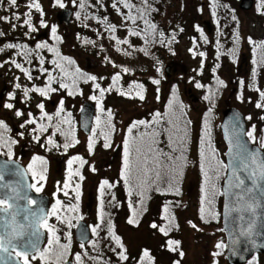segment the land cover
<instances>
[{
    "label": "rangeland",
    "instance_id": "374dc122",
    "mask_svg": "<svg viewBox=\"0 0 264 264\" xmlns=\"http://www.w3.org/2000/svg\"><path fill=\"white\" fill-rule=\"evenodd\" d=\"M19 1L20 16L25 18L21 22H13L11 17H7L4 23L7 26H0V40H12V43H2V53L10 50L23 52L29 59L39 57L40 62L34 65L28 60L27 75H31L35 67L42 70L41 67L47 65L43 72L48 79L49 74L54 77L50 87L55 91L41 96L31 91V87L25 99L20 100L21 103L27 102L29 108L20 112L23 114L25 111L28 117L29 113L37 118L41 115L51 116L53 123L47 124V129L42 133L52 134L54 143L59 142L61 149H57L55 144V150L41 151L38 140L34 139L44 137L39 133L38 126L32 123L21 127V118L16 115V111L21 108L14 110L3 106L0 107V122L11 115L19 132L8 130L6 138L3 133L0 135V155L7 159L12 157L27 170L30 164L35 170L39 167L37 171L43 174V180H39L38 176L34 179L29 170L28 174L31 185L40 188L39 191L36 188L32 190L49 197V212L60 201L57 215L48 216L47 222L56 230L59 244L68 245V248L63 250L58 245L51 246L54 263L76 261L75 257L79 254L81 264H228L221 228V187L226 172L222 165H225L226 146L219 125L223 109L229 106L238 108L244 115L247 132L255 127V142L246 135L248 140L261 148L258 143L263 138L261 127L264 125V107L258 108L256 105L264 104V99L259 97V93L264 91V0H254L253 7L248 11L238 8L240 0H169L170 3L166 0H127L130 7H126L122 0H60L63 7L56 0ZM33 4H38L39 9L30 7ZM96 5L100 7L97 6L99 10L109 11L114 27L112 30L101 27L105 16ZM62 8L72 10L69 26L57 23L55 15ZM134 10H137L136 15ZM155 10L160 12L158 21L161 26H167L166 31L179 32L182 20L186 21L185 28L178 35L171 54L168 50H160L156 68L153 66L143 72L133 73L129 68L132 67L133 58L144 65L151 61L147 47L149 44L133 33L138 32V27L144 28L141 24L146 23V18L153 15ZM96 15L102 18L97 20ZM27 16L32 18L29 24L24 23L29 20ZM129 17L136 18L138 27ZM170 18H175L174 26L172 21L170 24ZM79 19L96 27L98 36L94 43L98 39L105 41L106 46L118 52L124 63L123 68L104 57L88 58L77 48L74 40ZM18 24L22 26L16 28ZM53 26L56 28L55 35H60L58 41L62 39L64 54L84 69L88 76L96 77L95 81L87 78L80 81L77 89L70 90L72 95H69V88L60 87L61 83L66 84L70 79L57 67L54 55L43 47L37 48L38 44H57L51 31ZM20 35L22 39L14 44ZM30 41L36 42L30 44ZM235 41H239L235 61L227 60L221 54L222 51L218 55L219 49L223 50ZM135 45L141 48L137 52H134ZM167 65L170 66L169 75L164 72ZM117 74L119 81L115 83L118 87L113 83V77ZM32 80L35 81L33 76ZM153 80L159 83H153ZM212 81L214 85L210 89L207 85ZM197 83L201 87H196ZM94 84L107 89L103 96ZM135 84L143 88L130 87ZM46 85L49 87V83ZM207 88L208 95L205 91ZM121 91L125 95H121ZM23 92L25 94V90ZM138 93L143 95L142 100ZM31 94L36 99L30 98ZM206 95L208 99H205ZM93 96L97 100L90 98ZM61 101L63 111H60ZM85 101L95 107L88 135L79 130L78 122L80 106ZM97 101L103 111L97 107ZM39 104L44 105L43 112ZM183 114L187 115L189 121L187 127ZM97 117L100 118L99 126ZM141 120L145 124H137L131 132L128 131L133 122ZM109 122L112 127H109ZM42 125L46 126L45 123ZM175 125L179 128V134L176 133L174 137L172 132ZM94 128L95 134L92 131ZM185 130L189 135L182 139ZM206 130L209 133L207 136ZM102 133L108 135L110 146L107 148ZM73 137L78 143L65 150L63 145L71 144ZM90 137L94 139L91 152ZM126 138L130 147L140 149L139 152L132 151L135 178L128 184L121 178ZM33 150L39 153L42 166L40 160L34 162ZM261 150L264 152V148ZM74 157L85 159V163L80 166L74 161L72 171L75 173L78 170L79 175H72L68 181L69 187L65 189L64 184L69 175L68 161ZM147 165L156 169L152 183H147L145 178L149 170ZM205 172L208 174L207 179ZM105 180L112 187H104L101 191V182ZM205 190L211 203L202 205ZM202 207L204 212L201 211ZM129 219L136 222L130 224ZM81 220L87 223L91 231L90 239L83 247L74 237V230ZM153 224L157 227L153 228ZM160 228H165L167 235ZM42 229L46 231L45 243L48 245L49 233L47 229ZM113 233L120 238L123 248L116 245ZM168 241L179 242L175 251L169 250ZM217 243H222L224 247L217 249ZM145 250L148 252L147 257L143 256ZM121 251L127 259L119 257ZM217 252L219 255L214 256L213 253ZM250 259L258 264L264 262L262 255H253Z\"/></svg>",
    "mask_w": 264,
    "mask_h": 264
},
{
    "label": "snow or ice",
    "instance_id": "6c2138e0",
    "mask_svg": "<svg viewBox=\"0 0 264 264\" xmlns=\"http://www.w3.org/2000/svg\"><path fill=\"white\" fill-rule=\"evenodd\" d=\"M122 2L125 3L126 7H130V5L127 3V0H122ZM146 2V0H145ZM10 3L12 5H16L17 0H10ZM56 3L60 6L63 7L64 5L60 2V0H56ZM83 6V4H81V7ZM115 7V5H113ZM30 7H36L37 9H39V5L38 4H33L30 5ZM143 14L141 13V18H142ZM130 19L133 20V22H135V17H129ZM6 19V18H4ZM25 24H29V20H25L24 21ZM43 24V22H41ZM154 29V25L152 26ZM114 30V29H113ZM52 34L54 36L55 39H59V37L55 36L56 33V28L55 26H53L51 28ZM134 35H140V33H133ZM161 36H163V33H161ZM120 41H118L119 43ZM124 43H127V41H123ZM8 47H12V45H8ZM42 47H47L46 44H38L37 48H42ZM50 51H55L54 49H49ZM0 51H2V49H0ZM201 55H203V53H201ZM41 63H43V61H41ZM69 63H71V61H69ZM17 68H20L21 66L19 64H16ZM57 67H61L59 64H57ZM23 71V69H21ZM61 70L63 71V69L61 68ZM78 71V70H77ZM124 71H128L127 69H124ZM27 75V73H26ZM54 79V77L51 76V74H49V87L47 88H37L34 87L31 89V91L34 92H38L41 96H46L48 94L49 91H55V89H52L50 87V84L52 82V80ZM87 80H92L95 81L96 77L95 76H88ZM113 81L118 82L119 81V75L117 74L116 76L113 77ZM153 83L158 84L159 81L158 80H153ZM17 87H19V85H17ZM61 88H68L69 86L65 83H61L60 84ZM94 87L100 90V95L103 96L104 92L107 91V89H101L100 86L98 84H94ZM130 87H136V88H140L142 89L143 86L142 85H130ZM196 87H201V85L199 83L196 84ZM27 92L28 90H25V96H27ZM121 95H125V93L123 91L120 92ZM69 95H72V92H69ZM139 98L142 100L144 97L142 94L138 93ZM9 98L11 99V94L9 96ZM93 100H97L96 96L90 97ZM261 98L264 99V93H261ZM205 99H208V97L206 96ZM61 107H60V111H63V101L60 102ZM258 108L264 107V104H260L257 103L256 105ZM5 108L11 109L13 108V105L11 103H6L4 104ZM38 107L41 109V111L43 112V108L44 105L43 104H39ZM97 107L99 108L100 111H103V108L100 106L99 101H97ZM211 111V110H209ZM16 115L19 117L22 115V113L20 111H16ZM57 115H59V112L57 113ZM157 116H159V113L156 114ZM29 116L31 117V113H29ZM111 116V112L109 111V117ZM49 120H51V117H47ZM262 119H264V117H262ZM99 121L100 118L97 117V126H99ZM66 123L69 121H65ZM25 123L27 124H32L35 123V120L33 119H28L25 121ZM137 124L143 125L145 124V121L141 120L138 122H133L132 126L128 129L129 132L132 131L133 128H135L137 126ZM5 125L3 124V122H0V128H4ZM21 127H24V125H21ZM109 127H112L110 122H109ZM206 129H207V125H206ZM40 130L44 131L46 130L44 128L43 125L40 126ZM59 130V129H58ZM255 130V127L253 126V130H250L246 133V135L248 136L249 140L255 142V137L253 135ZM93 133L95 134L96 129H92ZM209 133L206 130L205 131V136H207ZM102 135L105 138V144L104 146L107 148L109 147V143L108 141V135L107 133H102ZM36 139H39V137H36ZM14 143V141H13ZM49 144H53V146H56L54 144V142L49 139L48 140ZM75 143H78V141H76L73 137V141L71 144L69 143H65L63 145V147L65 148V150L71 146H74ZM94 144V139L92 137L89 138V151L91 152L92 147ZM125 144V156H124V166L121 172V178L125 181L126 184H128L131 180H133L135 178L134 173H135V165L131 160V154L132 151L135 150L137 152L140 151L139 148H135L133 149L132 147H130L129 141L126 138L124 141ZM260 146L261 148H264V139L260 140ZM230 152L233 153V157H232V164H231V180L229 181L230 187L233 188H237L240 189V193L236 195V201H237V206L236 207H231L229 208V211H236V212H243V213H247L248 214V218L247 220H245V216L244 215H240L238 216L236 219L243 222V226L239 227V231H238V235L241 237H250L253 234V231L256 227V209L257 207L260 206V203L258 201V196L264 198V158L260 157L258 154V151H254L248 148L247 144L241 143L238 139L234 140L231 143V147H230ZM11 155V153H9V156ZM40 160L39 157H34V162ZM76 160H80L79 157H74L72 159H70L68 161V168H69V175H68V180L65 181L64 187L65 189H67L69 187V183L68 181L71 180L72 175H79V171L77 170L75 173H73L72 171V164L74 163V161ZM41 163H43L42 160H40ZM80 163L83 164L84 161L80 160ZM222 167H229L228 165H222ZM29 171L32 172L33 178L36 179V177H39V180H43L45 177L43 176L42 173L38 172L37 170L34 169L33 165H29ZM237 173H243V175H238ZM205 177L206 179L208 178V174L207 172H205ZM81 179H83V177H80ZM4 177L3 175H0V181H3ZM234 181V183H233ZM3 187L8 188L9 185H3ZM28 187L31 188H36L37 191L40 190L39 187H37L35 184L29 185ZM104 187H112V185H109L108 181H102L101 182V191H103ZM78 188L79 185H77V199L79 198V194H78ZM13 193H16V188H12L11 189ZM215 191V188L213 186V192ZM129 194H131V192L129 191ZM65 195H67V192H65ZM16 198L19 199H23V197H19L17 196ZM13 199V197H8L6 199H0V212L5 213L10 215L11 220L10 221H4V229L5 231L3 232V234H0V251L3 252H9V249H11L12 252H15V255L17 257H21L23 258V264H29V259H28V252L27 251H17V245L13 243L14 240H17L20 237H23L26 233V231L30 230V229H34L36 227L39 228H44L47 229L48 233H49V239H48V245L49 247L45 248L42 252L39 251L38 248V240L35 239L38 236V233L36 231H30L28 232L29 234V239L27 241H25L24 244L20 245L21 247L25 246V244L29 247H31L32 249H35L36 252L39 255V258L43 261L47 258V254L52 250L51 246L52 245H58V247L60 249L66 250L68 248V245H60L59 244V237L56 236V230L50 226L47 222V217L48 216H54L57 215L58 212V208L60 205V201H57L55 205H53L52 211L51 212H47L45 213L43 209L39 210V214L35 213V212H31L27 209H16V206H14L12 203H9V200ZM36 203L33 200H27V204L28 205H32ZM205 203H211V201L208 199V195H207V191L205 190V196L202 198V205ZM10 210H13L10 212ZM75 210V209H73ZM202 212L205 211V209L202 207L201 209ZM20 212H23V220L26 223L20 224L17 223L16 221V217L17 215L20 214ZM211 215H215L214 213H209ZM30 218H34V219H30ZM203 218V217H202ZM57 219H59V217L57 216ZM130 224L131 223H135L136 221L134 219H129L128 221ZM153 228H156L157 225L153 224L152 225ZM193 227H195V225H193ZM95 228L93 229V233H95ZM109 231L111 232V226H109ZM160 231L162 233H164L165 235H167V230L165 228H160ZM112 238L114 239L116 245L120 248H123V245L120 242V238L118 236H115V234H112ZM235 243V241H233ZM83 247V245H81ZM179 246V242L177 241H168V247L170 251H175L176 248ZM224 245L222 243H217L216 244V248L217 249H221L223 248ZM181 255H183V253H180ZM119 257L123 260V259H127V257L124 255V252L121 251L120 253H118ZM213 255H219V253H213ZM63 256V252L61 253V257ZM143 256L147 257L148 256V252L147 250L144 251ZM37 255H33L32 259H36ZM77 264H81V257L79 254H77V256L75 257ZM255 259V258H253ZM249 264H252V262L250 261Z\"/></svg>",
    "mask_w": 264,
    "mask_h": 264
},
{
    "label": "water",
    "instance_id": "95a60500",
    "mask_svg": "<svg viewBox=\"0 0 264 264\" xmlns=\"http://www.w3.org/2000/svg\"><path fill=\"white\" fill-rule=\"evenodd\" d=\"M254 0H240L238 8L242 11H248L253 7ZM58 24L69 26L71 24L72 10L70 8L60 9L56 15ZM205 26L208 27V23L205 22ZM208 31H210L208 27ZM44 35V34H41ZM167 65L164 69L166 75H169ZM51 104H53L51 102ZM94 105L85 101L79 111V130L88 135L91 130L92 121L94 117ZM221 122L219 125L222 140L226 146L224 153L226 174L222 182V206H221V228L225 238V259L228 264H245L255 253L264 254V198L257 197L260 206L256 209V227L253 234L250 237H241L238 235L239 227L243 226V222L236 218L240 215L245 216V220L248 218L247 213L229 211V208L236 207V195L240 193V189L230 187L229 181L231 180V164L233 153L230 152L231 143L238 139L241 143L247 144L248 148L254 151H258L260 157L264 158V152L256 145L252 144L247 136V126L242 112L234 107L229 106L223 109L221 113ZM243 175V173H237ZM0 175H3V181H0V199H6L13 197L9 200L16 206V209H27L31 212L39 214V210L43 209L45 213L49 210V197L42 193H35L31 187L29 176L25 170V167L16 160L5 159L0 156ZM234 183V181H233ZM3 185H9L8 188ZM16 188V193L12 192V188ZM17 196L23 197V199L16 198ZM33 200L36 203L32 205L27 204V200ZM13 210H10V212ZM34 219V218H30ZM11 217L8 214L0 212V234H3L4 221H10ZM17 223H26L23 220V212H20L16 217ZM36 231L38 236L35 238L38 240V248L40 249L45 238V233L42 228L36 227L26 231L23 237L14 240L13 243L17 245V251H27L29 254L36 252L35 249L20 245L24 244L30 237L28 232ZM74 237L76 242L85 244L90 239V231L85 221L81 220L77 223L74 230ZM235 241V243L233 242ZM6 252L0 251V264H11L8 260ZM4 262V263H3ZM14 264H21L18 260H15ZM64 264H72L71 261H67Z\"/></svg>",
    "mask_w": 264,
    "mask_h": 264
},
{
    "label": "trees",
    "instance_id": "16d2710c",
    "mask_svg": "<svg viewBox=\"0 0 264 264\" xmlns=\"http://www.w3.org/2000/svg\"><path fill=\"white\" fill-rule=\"evenodd\" d=\"M148 1H151V0H148ZM215 1L216 0H214L213 2H215ZM166 2L170 3L169 0H166ZM20 5H21V2L19 0H17L16 5H12L10 3V0H0V13H1L0 26L1 27H6L7 26V23L4 24L5 20H6L4 18H7V17L10 18L11 17V20L13 22H17V21L21 22L22 19L25 18V16H23V17L20 16V12H19V9H21ZM197 5H195V6H197L199 8L200 7L199 2H197ZM97 6L98 5H96V7ZM98 7H97V9L99 10L100 7L99 8ZM99 11H100V13H103L104 16H105V19L102 21L101 27H103L104 30L105 29L106 30L107 29L108 30H112V28H114V27H113V25H112V23L110 21V14H108L109 11L107 9H104V10L100 9ZM136 13H137V10H134V15H136ZM8 14H9V16H8ZM98 15H96V19L97 20L102 18L101 16H98ZM159 15H161L160 12L158 13V11L155 10L153 15H151L148 18H146V23H142L141 24V25L144 26V28H139L136 25V23L133 22V24L136 27H138L137 30H138V33H140V35H138V37L141 38L142 40H145L149 44V45L147 44L148 45L147 47H149L148 48V50H149L148 53L150 54V60H151L150 62L147 63V65H144L143 63L138 62V61H136V59L133 58L132 67L129 66L130 70H132L133 73H135V72H138V73L139 72H143L144 69H149V68H151L153 66L156 68V64L159 62V58H160V55H159L160 54V50H168V51H170L169 53L171 54V52L173 51L174 43H175V41L178 38V35H181L183 30H184V28H185L184 24H185L186 21L182 20L181 21V26H179V32H176L175 30L166 31V27L167 26H165V27L161 26L159 21H158L159 20L158 17H160ZM27 18H29V20H30L29 22H32V18L30 16H27ZM174 19L171 20V18H170V24H171V21H172V26H174V24L176 23V21H174ZM176 20H179V19L176 17ZM76 23H77V25H76V35H75V40L74 41H75V44H76L77 48L81 52L85 53L88 58H90V57L91 58H95V57L103 58L104 57V58H106L107 61H109L110 63L115 64L118 67H122V68L124 67V63L122 62V58L119 55V53L118 52H114L113 48H111L109 46H106L105 41H102V40L98 39V41H96L94 43V41L96 40V37L98 36V33L96 31V27H91L90 25L84 23L82 21V19H79ZM153 25L155 26L154 29L152 27ZM20 26H22V25H20V24H18L17 26L15 25L16 28L20 27ZM161 33H163V36H161ZM55 36L59 37L60 35H55ZM19 38L22 39L21 35L17 36V39H19ZM19 40H15L13 43L16 44V43L19 42ZM56 41H57V44H52V45H51V43H50V45H47L45 43L47 45V47H43V49L44 50H49V49H54L55 50V51H50L49 50V52L52 55H54V58L56 59L57 64H59L61 66V67H58V68L60 70L62 68L63 71L62 70L61 71L63 72V74L67 75V78L70 79L69 81L66 82V84L69 86L68 87L69 88L68 91L74 90L75 88L77 89L79 87V84H81L80 81L86 80V78L88 77V74H87V72L84 69H81L79 67V65L74 60H72L71 58L67 57L64 54L63 47H62V39L60 38L59 41L56 39ZM238 43H239V41H238ZM238 43H237V41H235L234 44L232 43V44L228 45L229 47H227V48L225 47L223 50H222V48L219 49L218 55H219V52L222 51L221 54H224L226 56L227 60L229 59L230 62L235 61L236 56L238 55ZM135 46H137L138 48L134 47V52H137L138 50L141 49V48L139 49V47H140L139 45H135ZM218 48L219 47H217V49ZM0 49H1V46H0ZM0 53H2V51H0ZM153 56H154V59H153ZM152 59L154 61H152ZM69 61H71V63H69ZM215 78H217V77H215ZM213 82L214 81L209 82L208 85H207V86H209L210 89L212 88L211 86L214 85ZM222 82L220 81V83H222ZM116 87H118V84H116ZM209 88H207L205 90L207 95L209 93ZM261 93H264V91H262ZM261 93H259V97L261 96ZM183 117L185 118V124H186V127H187L189 125V121L187 120V115L183 114ZM177 131H179V128H177V126L175 125V130H174V132H172L174 134V137L176 136V133L179 134V132H177ZM261 131H262V136H263L262 139H264V125H262ZM0 133L1 134L3 133V137L6 138L8 136V129L1 128ZM183 135H184V137H182V139H185L189 135V132L185 130V131H183ZM34 139H36V137H34ZM39 139H37V140H39ZM54 139L55 138L52 135V139L51 140L53 142H54ZM176 141L178 143L177 139H176ZM54 144H57V146H56L57 149L58 148L61 149V145H60L59 142L54 143ZM258 144H260V143H258ZM58 145H59V147H58ZM80 160L84 161V163H85V159L81 158ZM80 160H78V161L76 160V162H78V164L80 166L84 165V163L83 164L80 163ZM148 168H149V170L147 172L148 174L145 175V178L147 179V183L148 182L152 183V178L155 175L156 169H153L151 166H148ZM254 255H256V254H254ZM257 255H261V254H257ZM262 256H264V254ZM250 261L252 262V264H258L257 262H255L252 259H249L245 264H249ZM75 262H74V264H77ZM259 264H264V262L259 263Z\"/></svg>",
    "mask_w": 264,
    "mask_h": 264
},
{
    "label": "flooded vegetation",
    "instance_id": "af4514ba",
    "mask_svg": "<svg viewBox=\"0 0 264 264\" xmlns=\"http://www.w3.org/2000/svg\"><path fill=\"white\" fill-rule=\"evenodd\" d=\"M19 39H17V40H19ZM4 42L12 43V40L9 39V40L5 41V39L2 38L0 40V46ZM35 42L36 41H34V42L30 41L29 43L33 44ZM31 58L32 57H30V59H29L28 55H25L23 52L17 53V52H11L10 50L7 51L5 54H3V53L0 54V107H3L4 104H6V103H11L13 105V108H15L14 110H16L19 107L21 109H19L18 111L25 110V109L29 108V105L27 104V102L21 103V101H20L21 99H23V100L25 99V94H24L23 90L27 89L28 91H30L31 87L32 88H34V87L47 88L46 84L49 83V79H48L47 74L43 72L44 68L45 69L47 68L46 64H45L44 68L41 67L42 70L35 69L36 68L35 67L34 68L35 70L33 69V71H31V75H26L27 66H28L29 61H30L31 65H34V64L39 63L40 60H41L39 57L32 58V59ZM35 59L37 60L36 62H34ZM16 64H19L21 67L17 68ZM21 69H23V71ZM32 76L34 77L35 81L32 80ZM21 78H23V80H21ZM35 82H37V83H35ZM43 83H45V84H43ZM17 85H19V87H17ZM16 90H19V91H16ZM10 94H11V97L13 99L9 98ZM30 98H33V100L36 99L34 97V95H32V94L30 95ZM47 117H49V116H42L41 115V116H39L37 118V117L31 115V117L30 116L28 117L26 115L25 111H23V114L21 116H19V118H21V121H20L22 123L21 125L24 124L25 127L28 125L27 123H25L26 120H28V119L35 120L34 124H36L38 126V131L42 135H44L43 134L44 132L42 133V131L40 130V126L42 125V123L46 124V126L44 127L45 129H47V124L53 123L52 119L49 120ZM2 121H3L4 125H5L4 129L13 130V131H15L14 133L19 132V131H17V126H16V124L14 122V117H12L11 115H7L5 120H2ZM28 134H30V132ZM45 134L46 135H44L43 138H40L38 140L39 143L37 144L38 146L41 147L40 148L41 151H42V149L50 150V149H53V147H54L53 144H49L48 143V140L52 139V134H49V133H45ZM0 135H1V133H0ZM58 147H59V145H58ZM32 155L34 157L40 156L39 153L37 151H35V150L32 151ZM1 157H4V156H1ZM5 159H7V157ZM8 159H13V158L10 157ZM42 164L43 163H41V166H42ZM38 168H37V170H38ZM25 170H26V172L28 174V170L26 169V167H25ZM39 171L43 172L42 169H39ZM28 176H29V174H28ZM29 179H30V183H31L30 176H29ZM50 205H51V203H49V208H50ZM49 210H48V212H49ZM44 233H45V238H44V242H43L41 248L39 249L40 252H42L45 248L49 247L45 243L46 231H44ZM90 233H91V231H90ZM80 245H85V244H80ZM34 254L37 255L36 259H32V256ZM5 255H7L8 260L10 261L11 264H14L15 260H18L21 264H23V258L17 257L15 255V252H12L11 249H9V252H6V254H4V256ZM52 258H53V250H51L47 254V258L45 260H43V261L39 258V255H38L37 252L31 253V254L28 253L29 264H55ZM66 262L67 261H65V263ZM71 262H72V264H74L75 260L73 259V261H71ZM61 264H64V263H61Z\"/></svg>",
    "mask_w": 264,
    "mask_h": 264
}]
</instances>
